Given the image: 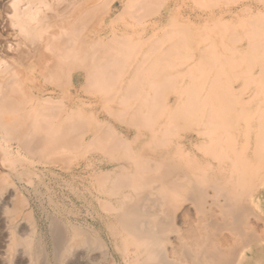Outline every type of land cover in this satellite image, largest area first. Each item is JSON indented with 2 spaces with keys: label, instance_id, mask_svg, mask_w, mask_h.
<instances>
[{
  "label": "bare ground",
  "instance_id": "1",
  "mask_svg": "<svg viewBox=\"0 0 264 264\" xmlns=\"http://www.w3.org/2000/svg\"><path fill=\"white\" fill-rule=\"evenodd\" d=\"M114 1L0 0L4 259L71 264L80 253L103 264L92 255L100 250L118 264L257 263L264 241L253 225H264L262 201L235 183L252 176L238 165L252 156L213 160L231 129L250 135L252 127L231 122L250 103L231 81L259 80V71L238 70L242 58L256 62L264 81V0L194 16L217 19L215 33L180 81L170 57L195 42L192 16L185 21L184 10L168 23V0ZM167 36L177 37L169 48ZM174 88L176 104L168 101ZM257 105L253 115L263 110ZM193 124L196 133H181ZM262 131L264 119L257 150ZM74 198L92 223L78 217ZM183 201L190 206L180 216ZM177 216L187 225L176 226Z\"/></svg>",
  "mask_w": 264,
  "mask_h": 264
},
{
  "label": "rangeland",
  "instance_id": "2",
  "mask_svg": "<svg viewBox=\"0 0 264 264\" xmlns=\"http://www.w3.org/2000/svg\"><path fill=\"white\" fill-rule=\"evenodd\" d=\"M116 5L119 4V0H115L114 1ZM242 2H257L259 5L263 6L262 1L260 0H205V2H201L200 0H168V4L170 5V14L173 15L168 23H175L173 22L176 21V19H180L181 13L184 11L185 12V16H184V20L189 22L186 18L188 16H192V22H189L191 25V29H193L196 32V38H195V42L192 44H189L187 46V48H184L182 50L183 55L181 57H179L178 54L176 55H172L170 57V59L175 63V66L173 68H170L169 71L173 72L175 74H177V79H179V81L182 78H185V80L187 79V76H184L186 71L190 68H197L198 65L201 63L200 62V50H197V46L199 45V47H203L205 44H207V42H204V38L205 37H210L213 36L215 33V24L217 19L215 20H211V21H206L204 23H201L203 20L202 18L200 19H196L194 16L196 15H201L203 16L206 13H216L221 11L224 8H232V9H236L240 3ZM196 20V24H194L193 22ZM199 28H202L201 31L203 32L202 35L200 34ZM172 39V40H171ZM174 39V40H173ZM168 41L170 40V42H167V47L169 48V46L173 43L177 42V37H173V36H167L163 39V41ZM247 41L245 40L244 42H238L237 44H241V43H246ZM192 48L193 51H192ZM191 51L195 54V56L193 58L190 59H183L185 56L184 55H191ZM192 53V54H193ZM166 55V51H163L162 56L164 58V56ZM161 56V57H162ZM190 57V56H189ZM165 63L167 59H164ZM240 61H243L241 67L238 70H241L243 68H248V71L251 70L253 72H258L257 77L259 78L258 81H249V77H246L247 74H245L246 76H236L234 79L232 80L231 83L232 85L236 86V88H239L241 90L244 91V99L246 100H250V103L247 104V110H245L244 114L239 118V120H234L231 121L233 122L235 125L237 124L238 126H245L246 128L248 126L252 127L251 131H250V135L244 138L242 135L237 133V128L236 129H231V135H233L230 138H227L225 140H223L221 142V145L218 147V149H220L221 151V157L219 159H215L213 160V162L215 164H221V163H232L233 160H236L238 158V152L241 153V155L243 156V158H246L247 154H250L252 156V159L250 161H247L245 163L242 162H238L239 166H243V165H247L248 168L250 169L249 174H252V176H247L246 178H241L239 180H237L235 183L237 184V191H243V192H247L250 194V197L257 200H261L262 201V208L263 211H260V214L263 215L264 214V163L262 162V158H264V149L262 150H257L258 146L257 144L259 142H262L263 140L261 138H259V136L257 135V133L255 132V129L257 127V124L259 123L260 119H264V84H263V80L260 76V72L261 69L258 70L259 68L256 65V62H254L253 60H246L245 58H242ZM185 62L186 64L182 65V63ZM211 68H208V71H210ZM223 79L226 83H228L231 80V77L229 74L224 75ZM245 79H247V81H245ZM190 81V78H189ZM263 84V87H262ZM178 85V84H177ZM181 87V86H180ZM257 87H259V89H257ZM175 88L172 89L171 91H169L170 93V99L168 100L170 103H174L176 104L177 102V98H176V92H175ZM252 99V100H251ZM257 103H259V107L258 108H262L263 110L261 111L260 114L258 115H253L252 111L258 106ZM241 112H239L238 114H240ZM236 115V114H234ZM230 123V122H229ZM177 124L181 125V126H186V123L184 122V120L180 119L177 121ZM190 126V125H189ZM196 124H193V126L188 127V129H183L181 131V133L183 134H190V133H196V129H195ZM264 135V131L261 132L260 136ZM207 139L209 137H206ZM249 140V141H248ZM256 152L258 153L256 155ZM79 162V161H78ZM78 162H75V164H77ZM227 173H229L231 176L233 175V178L236 174L235 171H228ZM221 176H218V178H220ZM221 180H224L223 178H221ZM75 199V198H74ZM75 209L76 211H80L79 212V218H83L84 220H88V222H93L92 216L89 215L85 210V208H83L82 203L78 200L75 199ZM183 207H179L177 210V215L182 216V212H184V208L189 205V201H183L182 205ZM178 217V216H177ZM181 218V219H179ZM188 218H190V216H188ZM194 216H192L190 219H193ZM6 220V221H5ZM178 225L176 226H186L187 223L184 224V220H182V217H178ZM0 231L4 234L8 233V222L6 219V216H2L0 217ZM6 222V224H5ZM25 223V221L23 222V220L20 222V225H23ZM182 223V225H180ZM7 228H6V226ZM25 225V224H24ZM256 229V231L262 236V241H264V225L263 223L260 222H254L253 225ZM5 230V228L8 230H6V232L3 230ZM4 231V232H3ZM0 232V235H1ZM170 237L174 238V234L170 233ZM6 239V237H5ZM260 241H258L257 243H259ZM3 244V243H2ZM1 245L0 247V264H8L7 260L4 259V255H5V246ZM172 244L171 242L168 243V247L171 248ZM75 251H78L77 249H74ZM73 250V251H74ZM80 252V251H79ZM4 254V255H3ZM92 255H97L99 256V260L103 261V264H118L116 261V258L113 255H108L107 257L103 256L102 253H100V250H95L94 252H92ZM253 256V253L251 254L249 252V256ZM264 255V252L262 254H259L258 251L254 252V257H258L261 258ZM105 257V259H104ZM89 258L90 256H82L80 255V253L78 254L77 259L75 258V261H73L71 264H89ZM14 264V263H13ZM251 264H264V257L261 258L257 263H252Z\"/></svg>",
  "mask_w": 264,
  "mask_h": 264
}]
</instances>
